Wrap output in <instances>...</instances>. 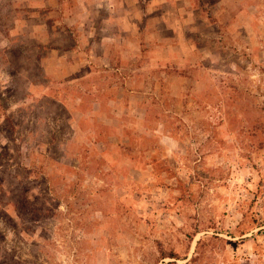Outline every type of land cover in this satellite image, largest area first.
<instances>
[{"label":"rangeland","instance_id":"rangeland-1","mask_svg":"<svg viewBox=\"0 0 264 264\" xmlns=\"http://www.w3.org/2000/svg\"><path fill=\"white\" fill-rule=\"evenodd\" d=\"M0 264H264V0H0Z\"/></svg>","mask_w":264,"mask_h":264}]
</instances>
